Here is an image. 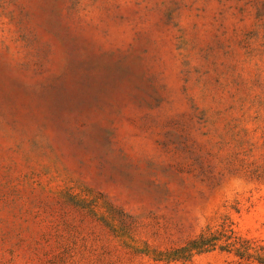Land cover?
I'll use <instances>...</instances> for the list:
<instances>
[{"label": "rangeland", "instance_id": "1", "mask_svg": "<svg viewBox=\"0 0 264 264\" xmlns=\"http://www.w3.org/2000/svg\"><path fill=\"white\" fill-rule=\"evenodd\" d=\"M0 264H264V0H0Z\"/></svg>", "mask_w": 264, "mask_h": 264}, {"label": "trees", "instance_id": "2", "mask_svg": "<svg viewBox=\"0 0 264 264\" xmlns=\"http://www.w3.org/2000/svg\"><path fill=\"white\" fill-rule=\"evenodd\" d=\"M236 237V236H235ZM219 239V237H214L213 239L211 240H204L200 245H198L197 247L200 248L199 250L203 251L204 249H208V248H211V247H214L215 246V240ZM237 239H239V237H237ZM213 240V241H212ZM234 244H237V242L235 241V243H229L228 246L231 247V245L233 246ZM228 247V248H230ZM248 248V247H247ZM231 249V248H230Z\"/></svg>", "mask_w": 264, "mask_h": 264}]
</instances>
